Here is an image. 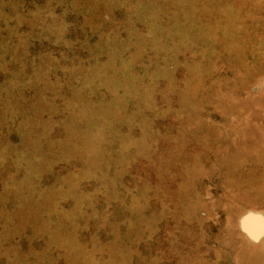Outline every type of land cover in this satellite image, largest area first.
I'll return each instance as SVG.
<instances>
[{"label": "rangeland", "instance_id": "1", "mask_svg": "<svg viewBox=\"0 0 264 264\" xmlns=\"http://www.w3.org/2000/svg\"><path fill=\"white\" fill-rule=\"evenodd\" d=\"M0 264H264V0H0Z\"/></svg>", "mask_w": 264, "mask_h": 264}]
</instances>
